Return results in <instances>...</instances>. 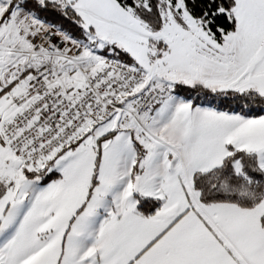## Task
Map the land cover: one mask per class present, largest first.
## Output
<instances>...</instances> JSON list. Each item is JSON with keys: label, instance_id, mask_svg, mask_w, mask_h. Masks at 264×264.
Here are the masks:
<instances>
[{"label": "snow or ice", "instance_id": "1", "mask_svg": "<svg viewBox=\"0 0 264 264\" xmlns=\"http://www.w3.org/2000/svg\"><path fill=\"white\" fill-rule=\"evenodd\" d=\"M0 264H264V0H0Z\"/></svg>", "mask_w": 264, "mask_h": 264}]
</instances>
